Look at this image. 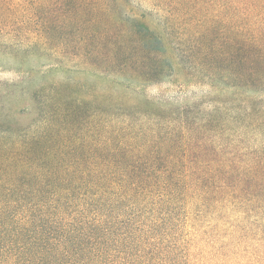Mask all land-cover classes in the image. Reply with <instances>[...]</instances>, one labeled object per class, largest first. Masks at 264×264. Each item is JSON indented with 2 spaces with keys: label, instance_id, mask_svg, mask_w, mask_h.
Returning a JSON list of instances; mask_svg holds the SVG:
<instances>
[{
  "label": "trees",
  "instance_id": "trees-1",
  "mask_svg": "<svg viewBox=\"0 0 264 264\" xmlns=\"http://www.w3.org/2000/svg\"><path fill=\"white\" fill-rule=\"evenodd\" d=\"M152 3L153 24L133 0H0V51L124 90L69 77L35 93L30 127H0V264H186L194 215L264 247V0ZM177 73L257 96L126 94Z\"/></svg>",
  "mask_w": 264,
  "mask_h": 264
},
{
  "label": "rangeland",
  "instance_id": "rangeland-1",
  "mask_svg": "<svg viewBox=\"0 0 264 264\" xmlns=\"http://www.w3.org/2000/svg\"><path fill=\"white\" fill-rule=\"evenodd\" d=\"M133 1L139 4V9L146 11L150 23L157 17H163L164 13L155 9L152 0ZM185 62L187 66L192 63L189 57L185 58ZM186 64L183 63V66ZM72 70L58 67L47 58L32 55L14 57L8 51H0V127L13 131L30 127L37 118L32 112L35 93L42 87L65 83L69 77L77 83L88 84L94 93L103 94L109 88L113 89L116 96L124 92L113 84L112 79L97 77L80 69ZM134 89L132 87V92L128 90L126 94L133 97L138 94L140 98L146 96L159 104L173 106L205 102L206 109H211L208 102L213 98H220L223 102L233 93L257 96L245 89L235 90L225 81L215 87L196 80L186 82L183 74L179 73L173 79H164L141 89V94ZM260 89L264 93V88ZM232 118L233 115L229 119L230 127L245 132ZM251 141L255 142L256 139L252 138ZM245 237L234 234L232 227L219 226L210 218L200 220L195 215L179 236L182 247L185 246L182 256L186 264H255L258 254L262 253L261 257H264V247L260 246L257 236Z\"/></svg>",
  "mask_w": 264,
  "mask_h": 264
}]
</instances>
